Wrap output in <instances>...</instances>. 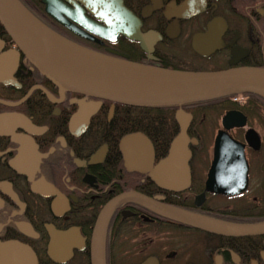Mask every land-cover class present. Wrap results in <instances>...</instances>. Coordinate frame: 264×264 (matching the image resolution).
Masks as SVG:
<instances>
[{
    "label": "flooded vegetation",
    "instance_id": "af4514ba",
    "mask_svg": "<svg viewBox=\"0 0 264 264\" xmlns=\"http://www.w3.org/2000/svg\"><path fill=\"white\" fill-rule=\"evenodd\" d=\"M20 1L100 53L189 71L264 67V0ZM113 22L137 24L141 38L96 34ZM181 108L187 155L165 161L175 112L61 90L0 23V264H95L98 216L129 191L229 224L264 223V99L240 93ZM139 134L151 145L142 156L120 148ZM98 238L103 264H264V232L219 235L133 201L115 207Z\"/></svg>",
    "mask_w": 264,
    "mask_h": 264
},
{
    "label": "water",
    "instance_id": "95a60500",
    "mask_svg": "<svg viewBox=\"0 0 264 264\" xmlns=\"http://www.w3.org/2000/svg\"><path fill=\"white\" fill-rule=\"evenodd\" d=\"M47 9L50 10L48 7ZM61 22L75 30L74 25L62 19ZM0 23L33 66L61 90L131 106H176L179 132L170 143L165 161L186 158L184 130L187 113L181 109L184 104L238 93H253L264 98V69L261 68L231 67L216 71H188L134 62L124 55L107 56L56 34L33 17L17 0H0ZM95 32L107 39H113L119 34L131 39L141 38L137 24L127 22L98 25ZM133 136H137L139 140L129 143ZM218 136L215 142V159L218 158ZM150 146L143 134L128 135L120 141L123 151L139 157ZM125 201L136 202L169 220L219 235L245 236L264 232V223L229 224L182 211L129 191L111 200L98 216L95 227V264H103V245L98 236L103 235L115 207Z\"/></svg>",
    "mask_w": 264,
    "mask_h": 264
},
{
    "label": "trees",
    "instance_id": "16d2710c",
    "mask_svg": "<svg viewBox=\"0 0 264 264\" xmlns=\"http://www.w3.org/2000/svg\"><path fill=\"white\" fill-rule=\"evenodd\" d=\"M136 107V106H135ZM137 108H140L142 110H144L146 113H150V114H153V113H173L176 109V106H152V107H147V106H142V107H138ZM154 125L151 124L150 126H145V131H147L150 135H153V130H154ZM152 138H154V136H151ZM171 137H163L162 138V143L161 145L163 147H165V145L167 144V142L169 141ZM167 139V141L165 142V140Z\"/></svg>",
    "mask_w": 264,
    "mask_h": 264
},
{
    "label": "bare ground",
    "instance_id": "6f19581e",
    "mask_svg": "<svg viewBox=\"0 0 264 264\" xmlns=\"http://www.w3.org/2000/svg\"><path fill=\"white\" fill-rule=\"evenodd\" d=\"M17 1H19L20 3H21V1L20 0H17ZM22 4V3H21ZM23 5V4H22ZM24 6V5H23ZM48 6V5H47ZM27 8V7H26ZM49 8V7H48ZM105 55H107V56H114V55H111V54H109V53H104ZM26 57V56H25ZM116 57H119V56H116ZM27 58V57H26ZM28 59V58H27ZM128 59V58H127ZM128 60H130V59H128ZM28 61H29V59H28ZM130 61H133V60H130ZM30 62V61H29ZM134 62H136V61H134ZM30 64L33 66V64L30 62ZM34 67V66H33ZM248 67H251V68H261V69H264V67H259V66H248ZM35 68V67H34ZM36 70H37V68H35ZM52 83V82H51ZM55 85V84H54ZM58 87V86H57ZM238 94H240V93H238ZM234 95H236V94H234ZM256 95V94H255ZM259 96V95H258ZM259 97H261L262 99H264L262 96H259ZM142 107V106H141Z\"/></svg>",
    "mask_w": 264,
    "mask_h": 264
},
{
    "label": "rangeland",
    "instance_id": "374dc122",
    "mask_svg": "<svg viewBox=\"0 0 264 264\" xmlns=\"http://www.w3.org/2000/svg\"><path fill=\"white\" fill-rule=\"evenodd\" d=\"M25 7V6H24ZM26 8V7H25ZM30 13H31V15L33 16V17H35L38 21H40L28 8H26ZM43 25H45L42 21H40ZM47 28H49L47 25H45ZM50 29V28H49ZM50 30H52V29H50ZM53 31V30H52ZM54 32V31H53ZM56 33V32H55ZM57 34V33H56ZM59 35V34H58ZM62 37V36H61ZM81 46V45H80ZM83 47V46H82ZM90 50V49H89ZM43 76V75H42ZM71 92H73V91H71ZM193 103V102H192ZM121 104V103H120ZM188 104V103H187ZM185 105V104H184ZM174 112H176V109H175V111ZM164 218V217H163ZM167 219V218H166ZM169 220V219H168ZM172 221V220H171Z\"/></svg>",
    "mask_w": 264,
    "mask_h": 264
}]
</instances>
